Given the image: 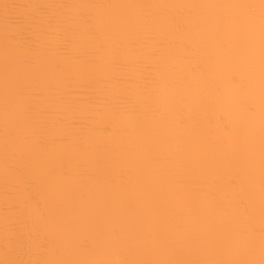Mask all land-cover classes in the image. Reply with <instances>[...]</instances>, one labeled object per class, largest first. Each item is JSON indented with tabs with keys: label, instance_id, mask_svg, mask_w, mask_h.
<instances>
[{
	"label": "snow or ice",
	"instance_id": "obj_1",
	"mask_svg": "<svg viewBox=\"0 0 264 264\" xmlns=\"http://www.w3.org/2000/svg\"><path fill=\"white\" fill-rule=\"evenodd\" d=\"M0 48V264H264V0H0ZM212 71L243 117L219 155L192 115ZM82 127L103 155L58 182L47 151L89 156Z\"/></svg>",
	"mask_w": 264,
	"mask_h": 264
},
{
	"label": "bare ground",
	"instance_id": "obj_2",
	"mask_svg": "<svg viewBox=\"0 0 264 264\" xmlns=\"http://www.w3.org/2000/svg\"><path fill=\"white\" fill-rule=\"evenodd\" d=\"M9 2H23V0H9ZM39 2L46 3H229V2H241V0H39ZM3 51L0 48V68H2ZM2 78V74H0ZM219 86L221 90V96L216 104L215 118L209 119L202 114L199 108H194L192 115L196 119L203 120L202 135L206 146L214 149V153L219 155L228 151L230 142L226 141L222 137V121L221 117L227 118L231 115L236 120L243 119L239 113H230L228 105V96L231 94L230 86L227 78L221 79L220 75L216 71H212L209 74L207 81V89L212 91L215 87ZM0 104H2V84H0ZM83 138L89 139L92 144V152L89 156H81L77 153L75 148V140L69 139L65 142H58L50 145L46 157L45 163L51 167L57 169V180H61L60 172L64 169L79 170L81 167L87 165L90 160L102 156L103 153L98 151L99 147L108 143L106 139L100 136H89L88 130L82 127L80 130ZM62 133H56L61 135ZM2 167H3V121L2 115H0V204H2L3 193V180H2ZM23 196V193H21ZM2 243V241H0Z\"/></svg>",
	"mask_w": 264,
	"mask_h": 264
}]
</instances>
